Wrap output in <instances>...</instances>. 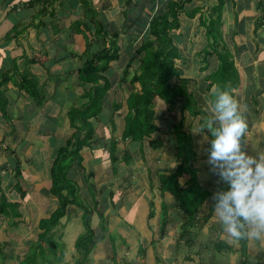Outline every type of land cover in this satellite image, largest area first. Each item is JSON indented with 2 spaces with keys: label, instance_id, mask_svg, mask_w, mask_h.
Wrapping results in <instances>:
<instances>
[{
  "label": "crops",
  "instance_id": "obj_1",
  "mask_svg": "<svg viewBox=\"0 0 264 264\" xmlns=\"http://www.w3.org/2000/svg\"><path fill=\"white\" fill-rule=\"evenodd\" d=\"M169 1L0 0V204H17L6 206L7 215L0 211V264H20L42 232L40 220L50 218L57 210L59 199L51 193V170L60 150L76 146L75 134L81 126L93 134L85 137L80 163L74 161L65 173L83 207L68 204L52 233L58 234L56 241L65 246L63 229L67 221L83 220L88 206L94 236L85 257L76 242L69 256L83 260V264L264 262V246L257 248L248 243L244 261L240 241L224 231L214 212L212 196L221 184L211 171L207 140L196 132L198 127L193 129L198 182L212 196L197 213L202 225L192 229L189 241L193 243L189 246L186 239L176 244L185 222L183 210L170 192L160 190V176L169 175L176 165L174 151L165 152V144L152 149L148 139L140 142L122 138L129 78L139 60H133L135 67L131 66L127 79L122 81L124 70L134 56L136 44L148 37L149 22L163 12ZM217 1L193 0L187 4L185 13L193 8H198V13L190 19L182 12L180 28L171 33L179 48V60L196 58L197 71L205 73L201 82L190 79V85L199 89L206 85L205 76L218 67L216 54L208 56L206 64L202 60L207 39L199 17L208 21L209 11L218 5ZM221 8V42L240 76L233 92L249 125L245 144L249 150L264 149V0H224ZM98 32L101 36L117 34L120 51L119 59L109 63L106 73L111 87L102 98L98 114L92 116V109L88 111L86 106L93 84L84 82L79 75L86 53L91 56L102 47ZM22 77L27 84L21 82ZM135 86L139 88L138 83ZM155 100L173 111L157 97L154 105ZM115 103L119 105L116 109ZM73 109L80 114L72 121ZM163 114L157 112V119H162ZM186 117L187 122L188 114ZM85 133L81 132L80 138ZM187 179L182 177L180 184L184 186ZM163 218L166 223L162 235ZM2 229L5 233L18 232L20 241L11 239L8 244L1 236ZM31 232L36 238L28 241ZM84 232L85 227L79 236ZM19 242L27 243L25 252ZM218 242L230 249L218 248ZM66 251L65 246L64 257Z\"/></svg>",
  "mask_w": 264,
  "mask_h": 264
},
{
  "label": "trees",
  "instance_id": "obj_2",
  "mask_svg": "<svg viewBox=\"0 0 264 264\" xmlns=\"http://www.w3.org/2000/svg\"><path fill=\"white\" fill-rule=\"evenodd\" d=\"M192 1L170 0L164 7L163 12L151 19L148 25V37L136 44L134 56L130 58L122 76V81L126 80L133 60H139L134 74L129 78L128 112L124 118L125 127L122 138L140 142L148 139L152 149H158L164 144L166 145V143L161 139L159 127L156 124L158 115L155 110L154 99L157 97L168 104L172 108L171 110L178 109L180 112V120L173 124L172 138L169 140L176 158V165L169 175L160 176V190L162 192H170L183 210L185 222L182 224L180 239H178L176 244L179 245V240L186 239V246L193 243L189 241L192 239L190 235L192 229H197V227L202 225L197 220L199 209L212 196L211 191L203 188L198 182V168L195 166L198 156L194 149V137L191 131L194 127L200 129L209 114L208 108L213 99V85L218 84L230 90L234 95L233 91L238 88L240 82V76L234 61L230 54L225 51V44L221 42L220 16L223 13L221 7L224 0H218V5L210 9L208 21L202 15L199 17V25L206 29L207 39V46L202 52V60L206 64L208 56L216 54L218 57L217 69L205 76L206 85L204 89L195 88L196 85H190L191 80L185 78L183 69L177 66L176 60L180 59V53L171 33L180 28V14L182 12L185 13L186 5ZM198 11V8H193L190 12H186L185 15L192 19ZM97 37L102 40V47L91 56L86 53V60L80 69L79 75L84 82L93 84V91L89 93L90 103L86 106L88 111L92 109V116L98 114L102 98L111 87V81L106 76V73L110 67L109 63L119 59L120 51L116 41L117 34L109 35L104 33L101 36L98 32ZM21 82L27 84L28 80L22 77ZM136 83L139 84V88L135 86ZM118 106V103H115L114 109ZM78 114H80L78 109L71 110L72 121L79 117ZM186 114H188L189 120H187V129L185 130ZM80 116L82 122L86 125L88 122L84 118L83 111ZM87 116V118L90 117L88 113ZM196 119L198 122L195 126L194 121ZM72 124L74 123L72 122ZM85 129V126L77 128V133L75 134L76 146L72 150L67 148L60 150L55 158L51 170L53 184L51 193L59 199V206L50 218L40 220L39 228L42 232L30 246L32 257L28 255L29 250L20 264H59L64 257V248H62V244L56 241L52 230L65 215V209L68 204L74 203L83 207L78 202L76 188L66 178L65 171L74 161L78 163L81 161L80 149L84 145L85 137H90L93 134L91 129ZM83 131H86L84 139L80 138V134ZM209 147L210 144L207 141L205 144L207 154ZM184 176H187L188 179L183 186L180 184V179ZM6 206L16 207L17 204H0V211L7 215ZM84 210L83 223L85 232L78 236L76 248L79 252L82 251V255L85 257L89 253V245L94 234L89 226L90 213L92 211L87 208ZM209 218L210 214L204 218L203 223ZM165 223L166 219L163 218L162 235ZM240 243L244 260L247 256V243L243 241H240ZM215 245L220 249H230V246L228 247L227 244L222 242H218ZM83 262L80 259L77 260L76 264H83ZM253 264H264V262L258 261Z\"/></svg>",
  "mask_w": 264,
  "mask_h": 264
},
{
  "label": "clouds",
  "instance_id": "obj_3",
  "mask_svg": "<svg viewBox=\"0 0 264 264\" xmlns=\"http://www.w3.org/2000/svg\"><path fill=\"white\" fill-rule=\"evenodd\" d=\"M212 95L196 132L210 144L208 162L222 185L213 193V209L233 240L259 248L264 246V149L246 146L248 121L232 92L217 84Z\"/></svg>",
  "mask_w": 264,
  "mask_h": 264
},
{
  "label": "rangeland",
  "instance_id": "obj_4",
  "mask_svg": "<svg viewBox=\"0 0 264 264\" xmlns=\"http://www.w3.org/2000/svg\"><path fill=\"white\" fill-rule=\"evenodd\" d=\"M181 17H182V15H181ZM194 59H196V58H192V59H181V60L176 61V64H177L178 67L181 66L183 69H185L184 70V72H185L184 73V77L189 78V79H191L193 81L196 80L198 82H201L202 81V78H203V76H204L205 73L203 74L201 71H197V65L198 64H196L194 62ZM197 62L200 63V60L197 59ZM200 64H202V63H200ZM134 67L135 66H132V68H134ZM122 93H123V91H122ZM155 109L160 114L164 113L163 116H162V119H157V124L160 126L161 139L163 141H165V143H166V145H165L166 146L165 152H168V151L170 152L172 150V148L170 146L171 143L169 142V140H170V138H172V127H173V124H176L179 121V119H180V113H179L178 110L177 111L173 110L172 112L167 111L166 106L163 103H161L159 100H155ZM197 122L198 121L196 119L194 121V125L195 126H196ZM186 124H187V122H185V130L187 129ZM191 133L193 134L194 131L192 130ZM152 156H153V154H152ZM87 208H89V207L87 206ZM73 219H70L69 221H67V224H66V221L64 223V225L66 224V226L63 229V232H64L63 243L68 248V251H66V253H65L64 262L62 264H70V263H73V262L76 263L77 260H78V259H75L74 257L69 256L68 253H71V250L70 249H71L72 245L75 244L76 240L78 239V236H79L80 231L83 230L84 227H83V224H82L83 223L82 218L74 219V220ZM30 230H31V228H29V231ZM1 232L3 233V235H1L2 238H4V240L6 242H9L8 244H10L11 239L12 240L16 239V240L20 241V236L21 235L16 234L18 232H13L12 231V233H10V231H9L8 232L9 234H8V233H5L3 231V229L1 230ZM55 236H56V239L59 238L58 234H55ZM35 238H36L35 233L34 232H31V234L28 235V239L27 240L28 241L34 240ZM24 244L25 245H22V243L19 242V248L24 249L23 252H25L27 250L26 249V247H27L26 244L27 243H24ZM65 246L62 245V248H65ZM29 250H30V252H29L28 255L32 257V255H31V248H29ZM6 264H9V263L7 262ZM14 264H16V262Z\"/></svg>",
  "mask_w": 264,
  "mask_h": 264
}]
</instances>
